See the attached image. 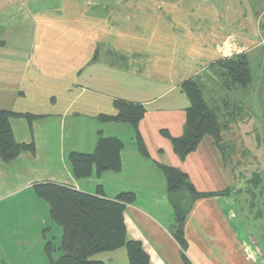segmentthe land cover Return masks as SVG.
Returning <instances> with one entry per match:
<instances>
[{
	"label": "crops",
	"instance_id": "obj_1",
	"mask_svg": "<svg viewBox=\"0 0 264 264\" xmlns=\"http://www.w3.org/2000/svg\"><path fill=\"white\" fill-rule=\"evenodd\" d=\"M111 9L106 6L104 11L117 19L99 14L102 19L78 22L37 13L35 20H26L29 24L1 25L15 29V36L10 32L7 37L8 43L17 45L29 42L23 29L42 30L32 39L29 66L23 52L10 55L12 59L0 53V111L19 115L11 118L10 125L15 141L26 147L10 162L0 159V264H36L31 259L34 240L39 244L35 248L39 258L43 254L50 264L45 245L51 242L46 239L54 222L47 203L34 192L35 185L46 183L99 193L110 200L133 194L134 201L123 212L126 238L141 244L149 264H264V256L236 212L231 170L213 139L204 137L194 152L180 159L163 135H183L189 101L181 85L205 69L188 70L185 64L186 59H194V55L186 57L193 42L184 35L183 42L173 41L163 28L160 45L165 51L161 52L146 31L139 33L137 19ZM3 11L19 12L17 7ZM14 55L19 56L16 61ZM9 76L15 79L9 82ZM201 85L206 89L203 81ZM115 102L145 109L137 131L146 155L139 151L132 126L102 120L116 116ZM24 115L36 118L29 121ZM99 138H115L123 144L119 170L97 174L93 169L90 176L75 178L70 154H92ZM161 167L178 169L199 193L213 194L192 202L183 223L184 247L174 238L175 214ZM4 211L16 217L17 234L5 244ZM59 237L61 244L62 231ZM53 247V252H59V247ZM93 257L104 264L128 263L124 247Z\"/></svg>",
	"mask_w": 264,
	"mask_h": 264
},
{
	"label": "rangeland",
	"instance_id": "obj_2",
	"mask_svg": "<svg viewBox=\"0 0 264 264\" xmlns=\"http://www.w3.org/2000/svg\"><path fill=\"white\" fill-rule=\"evenodd\" d=\"M106 6L118 15L125 14L137 19L135 26L142 31L139 33L146 31L147 37L151 36L152 45L156 48L163 49L160 45L164 42L161 38L163 28L167 33H171L169 37L173 38V41L183 42L180 39L181 35H184V39L193 42L186 52V57L194 55V59H186L185 64L188 70L205 68L203 74L193 77V80L199 84L203 81L206 85V89H203L205 101L210 106L217 105L221 109L220 122L227 125L222 134L221 146L227 168L231 170L228 175H232L231 181L233 179L230 190L237 199L236 212L240 213L246 229L250 231L256 246L264 256V0H0V13L9 7L14 10L17 7L19 10L18 13L3 11L0 14V53L12 59L10 57L14 53L23 52L24 58L27 54L25 63L29 66L32 62V39L40 36L37 35V30H42L23 29V35L30 36L29 42L17 45L14 42L8 43L10 36H15V29L2 28L3 24L15 25L21 21L29 24L26 20H35L34 14L37 13H44L43 15L53 19L61 15V19L78 22L102 19L99 14H103L105 18L117 19L118 16L106 14ZM116 6L118 8H113ZM98 7L103 8L97 10ZM174 30L179 33H174ZM10 32L11 35L7 37ZM175 35H179V38L176 39ZM239 50L241 55L247 53L252 81L245 89H228L220 77L221 63L239 56ZM13 57L15 60L19 56ZM175 66L172 61V67ZM18 68L17 63L13 69ZM23 69L25 68L21 65V70ZM13 79L15 76L8 77L9 82ZM254 174L257 179L261 178L257 187L253 186L257 182ZM250 193L253 196H250ZM15 221L13 213H4L3 244L16 239ZM52 225L54 229L50 233L46 232V241H51L58 249L61 229L54 223ZM38 245L34 240L35 247L31 252V259L36 264H45L46 256L42 254V258H39L35 249ZM60 255L56 250L51 256L57 260ZM94 259L96 258L93 257L92 260Z\"/></svg>",
	"mask_w": 264,
	"mask_h": 264
},
{
	"label": "trees",
	"instance_id": "obj_3",
	"mask_svg": "<svg viewBox=\"0 0 264 264\" xmlns=\"http://www.w3.org/2000/svg\"><path fill=\"white\" fill-rule=\"evenodd\" d=\"M220 70L222 71L220 77L225 81V87L228 89L237 87L245 89L252 81L250 62L246 55L224 60ZM181 89L189 101V106L185 110L186 122L183 135L179 138H171L167 133H163L170 139L174 153L180 159H184L197 149L204 137L208 136L213 139L215 146L223 154L222 134L227 125L220 122V118L222 120L219 114L220 107L212 108L206 103L202 92L203 86L193 78L184 81ZM115 108L117 110L115 117H103L102 120L132 126L139 151L142 155H146L145 147L137 131L145 109L142 106L123 102H115ZM17 116L19 115L0 111V159L3 162L14 160L20 151L26 148L15 141L11 129L10 120ZM24 116L29 121L36 118L32 115ZM122 148L121 141L115 138H99L92 154H70L69 162L74 177L86 178L91 175L93 169L97 174L118 171ZM161 169L165 176L169 201L175 214L177 230L174 238L180 246L184 247L183 223L192 202L213 194L199 193L190 183L188 176L178 169L172 167H161ZM255 178L257 182L253 186L257 187L261 183V178L257 179V175ZM34 192L38 198L47 203L50 219L62 231L61 244L58 249L61 255L57 260L51 259L55 250L53 244L46 242L45 251L50 264H104L92 260L93 256L123 247L127 252V264H149V257L141 244L126 238L123 212L125 205L134 201L133 194H120L110 200L99 193L90 195L50 183L35 185ZM228 192L221 194L225 195ZM250 196H253L252 193Z\"/></svg>",
	"mask_w": 264,
	"mask_h": 264
}]
</instances>
